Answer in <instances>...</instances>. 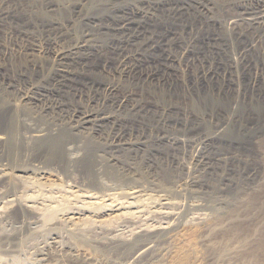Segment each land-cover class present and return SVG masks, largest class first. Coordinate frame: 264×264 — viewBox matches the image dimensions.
Returning <instances> with one entry per match:
<instances>
[{
  "label": "rangeland",
  "instance_id": "1",
  "mask_svg": "<svg viewBox=\"0 0 264 264\" xmlns=\"http://www.w3.org/2000/svg\"><path fill=\"white\" fill-rule=\"evenodd\" d=\"M78 1L89 2L0 1V134L9 136L0 141V264H181L180 259L183 264H264V24L257 0H204L212 7L205 16L197 8L202 0H102L120 8H85L81 15L67 8ZM175 4L181 11L171 19L168 12ZM127 6L153 15L156 24L132 16ZM90 16L109 17L104 21L109 32ZM128 16L136 22L132 31L113 30ZM56 19L63 34L52 35L58 49L87 34L102 44V53L80 52L73 64L52 61L47 41ZM136 26L153 34L154 49L145 50L143 39L131 37ZM167 26L182 36L184 47ZM169 52L178 63L166 62ZM121 59H129L135 70L125 75ZM36 61L40 68L32 66ZM57 65L83 73L84 101L78 103L68 92L58 97L65 102L59 106L57 98L41 90ZM99 81L117 84L116 99L129 93L128 104L118 108L98 101ZM78 105L90 113L104 109L110 119L74 117ZM4 171L8 177H2ZM132 186L146 197L129 204L137 219L100 224V218L86 215L82 193L112 192L120 199ZM163 198L183 204L172 209L178 211L175 216L153 214V208L171 207ZM72 210L88 216L87 222L65 223ZM160 223L164 227L137 232L140 225Z\"/></svg>",
  "mask_w": 264,
  "mask_h": 264
},
{
  "label": "bare ground",
  "instance_id": "2",
  "mask_svg": "<svg viewBox=\"0 0 264 264\" xmlns=\"http://www.w3.org/2000/svg\"><path fill=\"white\" fill-rule=\"evenodd\" d=\"M1 1V0H0ZM4 1V0H3ZM74 1V0H73ZM89 2H83V1H78V2H75V3H72L71 5H69V6H67V8H73V10L75 11V12H73V13H75V14H79V15H81V13L84 11V9L86 8V10L88 9V8H90V10L91 9H93V10H96V11H101V9H105L106 11H113V10H115L119 5H117L116 3H107V2H105V3H101V1L102 0H100L99 1V3L96 1V3L95 4H91L90 3V0H88ZM91 1H94L95 2V0H91ZM108 1H110V0H108ZM152 1V0H151ZM172 1V0H171ZM192 1V0H191ZM195 2H196V0H194ZM202 1H204V0H202ZM5 2H6V0H5ZM18 2V1H17ZM29 2V1H28ZM104 2V1H103ZM115 2V1H114ZM116 2H118V1H116ZM122 2V1H121ZM141 2V1H140ZM21 3V2H20ZM59 3V2H58ZM101 3V4H100ZM145 3V2H144ZM150 3V2H149ZM168 3V2H167ZM170 3V2H169ZM172 3V2H171ZM30 4V3H29ZM191 4V3H190ZM2 4H0V6H1ZM13 5V4H12ZM15 5H16V2H15ZM60 5V4H59ZM89 5V6H88ZM122 5V4H121ZM127 5V4H126ZM132 5V4H131ZM159 5V4H158ZM177 4H175V6L173 7V9H172V12L171 13H169L168 12V14L170 15V18L171 19H174L175 18V16H176V14L179 12V11H181L180 9H179V7H177L176 6ZM182 5V4H181ZM257 5H258V8H259V10H260V12H261V16H260V18H261V21H262V23L264 24V0H257ZM46 6H48V5H46ZM49 6H50V4H49ZM63 6V5H62ZM155 6V5H154ZM199 6V5H198ZM2 7V6H1ZM12 7V6H11ZM32 7V6H31ZM58 7V6H57ZM144 7V6H143ZM164 7V6H163ZM196 7V6H195ZM34 8V7H33ZM119 8H120V6H119ZM123 8V7H122ZM129 8V10L132 12V16H138V17H141L142 19H145V20H150V23L154 20L153 19V15H150L148 12H145L144 10H141V9H135V8H131L130 9V7H126V9H128ZM168 8V7H167ZM170 8H171V6H170ZM197 8H199V11L202 13V14H204V16L205 15H208L209 14V12H210V10H211V8L212 7H210V4L208 3V1H204V4H202V6L201 7H197ZM2 9V8H1ZM37 9V8H36ZM47 9V8H46ZM48 9H50V8H48ZM193 9V8H192ZM6 10H8V9H6ZM41 10V9H40ZM44 10V9H43ZM59 10V9H58ZM89 10V11H90ZM225 10V9H224ZM3 11V10H2ZM14 11V10H13ZM60 11V10H59ZM116 11V10H115ZM194 11V10H193ZM45 12H46V10H45ZM48 12V11H47ZM70 12V11H69ZM150 12V11H149ZM185 12H186V10H185ZM195 12V11H194ZM197 12V11H196ZM8 13H10V12H8ZM28 13V12H27ZM42 13H43V11H42ZM97 13V12H96ZM2 14V13H1ZM56 14V13H55ZM103 14V13H102ZM122 14V13H121ZM131 14V13H130ZM165 14V13H164ZM198 14V13H197ZM260 14V13H259ZM186 15V14H185ZM190 15V14H189ZM254 15V14H253ZM120 16V15H119ZM180 16V15H179ZM195 16V15H194ZM259 16V15H258ZM53 17V16H52ZM112 17V16H111ZM114 17V16H113ZM118 17V16H117ZM131 17V16H130ZM183 17H184V15H183ZM207 17V16H206ZM48 18V17H47ZM57 18V17H56ZM90 18L92 19V23L93 24H96L98 27H102V29H104L105 28V26L108 28V32H109V27L107 26V25H105L106 23L104 22V21H110V18L109 17H105V18H97V16H90ZM115 18V17H114ZM135 18V17H134ZM167 18V17H166ZM178 17H176L175 19H177ZM229 18V17H228ZM44 19V18H43ZM117 19H119V18H116V20ZM159 19V18H158ZM257 19V18H256ZM114 20V19H113ZM167 20V19H166ZM183 20V19H182ZM43 21V20H42ZM56 21L57 22H55V20H53L52 22H51V24H50V30H49V39H48V41H47V43L49 44V48H48V52L49 53H51V55H52V61H54V62H58V63H62V62H71V64H73V61L75 62V58H77V55H78V53H80V52H83L85 55L87 54H89V53H87V51L88 52H95L97 55L99 54V53H102V50H103V46H102V44L100 45L98 42H94V41H92L91 39L93 38H89V36H87V34H86V36L85 37H83V39H81L80 37H78L77 38V40L80 38L81 40H78V41H76V43L75 44H73V45H71L70 47H68V49H63V48H61V49H58L57 48V42H59V41H57L56 43L54 42V39H53V37H52V35L53 34H55V36L54 37H56V35H58V36H62L63 34H62V31L60 32V26H59V23H58V20L56 19ZM62 21V20H61ZM68 21V20H67ZM155 21L156 20H154V22L153 23H155ZM158 21V20H157ZM175 21V20H174ZM218 21V20H217ZM69 22V21H68ZM76 22V21H75ZM89 22V21H88ZM100 22H101V24H100ZM179 22V21H178ZM188 22V21H187ZM194 22V21H193ZM192 22V23H193ZM254 22H256V21H254ZM258 22V21H257ZM84 23H86V22H84ZM136 23V22H135ZM135 23H134V21L133 20H131L130 18H129V16L128 17H125V18H120V20L117 22V24L115 25V27L113 28V30H115V31H128V30H131V28L133 27V24L135 25ZM142 23V22H141ZM261 23V22H260ZM65 24V23H64ZM111 24V23H110ZM156 24V23H155ZM174 24H176V23H174ZM183 23H181V25H182ZM235 24V23H234ZM61 25V24H60ZM72 25V24H71ZM90 25V24H89ZM193 25V24H192ZM196 25V24H195ZM221 25V24H220ZM67 26V25H66ZM81 26V25H80ZM143 26V25H142ZM183 26V25H182ZM181 26V27H182ZM236 26V25H235ZM42 27V26H41ZM62 27V26H61ZM74 27V26H73ZM79 27V26H78ZM96 27V26H95ZM163 27V26H162ZM168 27V29H167V32L169 33V35L170 36H172L173 37V39H174V42L179 46V47H184L183 45L185 44V41L184 40H182L181 39V37H180V34H178L177 33V30H175V28H173V26L171 27V26H167ZM184 27V26H183ZM192 27V26H191ZM27 28V27H26ZM45 28V27H44ZM66 29H67V27H65ZM136 28H138L137 30H135V31H133V32H131L130 34L132 35H130L131 37H134V35H135V40L136 39H143L144 41H145V43L144 44H142L140 41V43L142 44V46H144V48H145V50H148V51H150V48L152 49L154 46H153V44L155 43V42H157L151 35H153V34H151V33H149V31H147V30H142V29H140L141 28V26H136ZM135 28V29H136ZM200 28V27H199ZM72 29V28H71ZM100 29V28H99ZM166 29V28H165ZM184 29V28H183ZM234 29V28H233ZM12 30V29H11ZM15 30V29H14ZM24 30V29H23ZM47 30V29H46ZM67 30H69V29H67ZM94 30V29H93ZM133 30V29H132ZM131 30V31H132ZM192 30H193V28H192ZM197 30H198V28H197ZM19 31H20V29H19ZM66 31V30H65ZM107 31V30H106ZM155 31V30H154ZM234 31V30H233ZM236 31H238V30H236ZM21 32V31H20ZM71 32V31H70ZM180 32V31H179ZM47 33V34H48ZM65 33H67V32H65ZM84 34H85V32H83ZM88 33V32H87ZM190 33V32H189ZM196 33H197V31H196ZM13 34V33H12ZM44 34V33H43ZM46 34V35H47ZM68 34V33H67ZM91 34V33H90ZM103 34V33H102ZM184 34V32L182 33V35ZM18 35H21V34H18ZM69 35V34H68ZM81 35V34H80ZM122 35V34H121ZM189 35H191V34H189ZM29 36V35H28ZM41 36H42V34H41ZM84 36V35H83ZM129 36V35H128ZM15 37V36H14ZM18 37V36H17ZM33 37V36H32ZM31 37V38H32ZM43 37V36H42ZM73 37L74 36H72V40H73ZM77 37V36H76ZM95 37V36H94ZM111 37V36H110ZM160 37V36H159ZM38 38V37H37ZM57 38V37H56ZM128 38V37H127ZM184 38V37H183ZM219 38V37H218ZM20 39V38H19ZM21 39H23V36H22V38ZM43 39V38H42ZM60 39V38H59ZM131 39V38H130ZM185 39V38H184ZM225 39V38H224ZM33 40V39H32ZM46 40H47V38H46ZM58 40V39H57ZM124 40V39H123ZM128 40V39H127ZM170 40H172V39H170ZM18 41V40H17ZM34 41V40H33ZM38 41V40H37ZM64 41V40H63ZM75 41V40H74ZM129 41V40H128ZM132 41V40H131ZM223 41V40H222ZM32 42V41H31ZM45 42V41H44ZM120 42V41H119ZM162 42V41H161ZM169 42V41H168ZM173 42V43H174ZM27 43V42H26ZM33 43V42H32ZM39 43V42H38ZM41 43H43L42 42V40H41ZM63 43H66V42H63ZM104 43V42H103ZM130 43V42H129ZM166 43H167V41H166ZM172 43V44H173ZM3 44V43H2ZM28 44V43H27ZM35 44V43H34ZM37 44V43H36ZM112 44V43H111ZM220 44V43H219ZM24 45V44H23ZM59 45H60V43H59ZM58 45V46H59ZM62 45V44H61ZM60 45V46H61ZM159 45V44H158ZM171 45V44H170ZM187 45V44H186ZM252 45V44H251ZM41 46V45H40ZM63 46V45H62ZM123 46H124V44H123ZM130 46V45H129ZM174 46V45H173ZM223 46V45H222ZM262 46V45H261ZM8 47V46H7ZM31 47H33V46H31ZM64 47V46H63ZM125 47H126V45H125ZM137 47H138V44H137ZM165 47H167V45H165ZM187 48H185L186 49V52H184L185 53V55L188 57V56H190V54H191V49H190V45H188V46H186ZM11 48V47H10ZM21 48V47H20ZM20 48H16V49H18V50H20ZM36 48V47H35ZM40 48H42V47H40ZM65 48V47H64ZM113 48H115V47H113ZM120 48V47H119ZM138 48H140L141 49V45H140V47H138ZM264 48V47H263ZM2 49V48H1ZM13 49H15V48H13ZM25 49V48H24ZM27 49V48H26ZM25 49V50H26ZM154 49V48H153ZM161 49V48H160ZM4 50V49H3ZM33 50V49H32ZM41 50V49H40ZM46 50H47V48H46ZM121 50V49H120ZM124 50V49H123ZM170 50V49H169ZM180 50V49H179ZM221 50V49H220ZM12 51H14V50H12ZM35 51V50H34ZM37 51V50H36ZM117 51H118V49H117ZM212 51V50H211ZM7 52V51H6ZM9 52V51H8ZM22 52V51H21ZM20 52V53H21ZM39 52H41V51H39ZM123 52V51H122ZM4 53V52H3ZM31 53H32V51H31ZM34 53V52H33ZM36 53V52H35ZM119 53V52H118ZM139 53V52H138ZM137 53V51L134 53V57L136 56V57H138V59H140L141 57H140V55ZM1 54V53H0ZM25 54V53H24ZM29 54V53H28ZM40 54V53H39ZM44 54V53H43ZM42 54V56H44ZM141 54V53H140ZM152 54H153V52H152ZM86 55V56H87ZM131 55H133V54H131ZM30 57V55H27V57ZM41 56V55H40ZM50 56V55H49ZM113 56V55H112ZM130 56V55H129ZM143 56V55H142ZM146 56V55H145ZM185 56V57H186ZM3 57V56H2ZM23 57H25V55L23 56ZM45 57H46V55H45ZM48 57V56H47ZM128 57V56H127ZM194 57V56H193ZM86 58V57H85ZM119 58V57H118ZM121 58V57H120ZM178 56H176V55H174V54H172V53H168L167 55H166V57H165V60H166V62H169L171 65H173L174 63H178ZM88 59H89V56H88ZM144 59V58H143ZM148 59V58H147ZM182 59V58H181ZM25 60H26V58H25ZM24 60V61H25ZM82 60V59H81ZM81 60H79V61H81ZM106 60V59H105ZM128 60L129 59H121V60H119L120 61V68L123 70V72H124V74L125 73H127V72H131L132 70H135V69H133V68H130L128 65ZM142 60V59H141ZM145 60V59H144ZM194 60V59H193ZM5 61H6V59H5ZM30 61H32V60H30ZM86 61H88V60H86ZM133 61V60H132ZM140 61V60H139ZM203 61V60H202ZM23 62V61H22ZM76 62H77V59H76ZM82 62V61H81ZM148 62V61H147ZM189 62V61H188ZM1 63V62H0ZM32 63V62H31ZM88 63V62H87ZM139 63V62H138ZM153 63V62H152ZM159 63V62H158ZM194 63V62H193ZM53 64V63H52ZM65 64V63H64ZM70 64V63H69ZM68 64V65H69ZM79 64V63H78ZM84 64V63H83ZM140 64H141V61H140ZM150 64V63H149ZM163 64V63H162ZM190 64V63H189ZM6 65V64H5ZM13 65V64H12ZM21 65H23V64H21ZM41 65H42V63H41ZM145 65V64H144ZM153 65V64H152ZM168 65V64H167ZM1 66H2V64H1ZM32 66L34 67V68H40V65L39 64H37V61L36 62H33L32 63ZM43 66H45V65H43ZM50 66V65H49ZM54 66V65H53ZM73 66V65H72ZM71 66V67H72ZM78 66H80V65H78ZM92 66V65H91ZM147 66V65H146ZM19 67H21L20 65H19ZM86 67V66H85ZM138 67V66H137ZM154 67V66H153ZM166 67V66H165ZM170 67V66H169ZM168 67V68H169ZM173 67V66H172ZM23 68V67H22ZM26 68H27V66H26ZM43 68V67H42ZM41 68V69H42ZM51 68H52V65H51ZM51 68H50V70H51ZM77 68H79V67H77ZM81 68V67H80ZM90 68V67H89ZM92 68V67H91ZM105 68V67H104ZM145 68V67H144ZM155 68H157V65H156V67ZM49 69V68H48ZM84 69V68H83ZM139 69V68H138ZM143 69V68H142ZM198 69V68H197ZM21 70H23V69H21ZM31 70V69H30ZM35 70V69H34ZM43 70V69H42ZM50 70H48V71H50ZM86 70V69H85ZM103 70H105V69H103ZM137 70V69H136ZM148 70V69H147ZM167 70V69H166ZM176 70V69H175ZM0 71H1V69H0ZM40 71V70H39ZM52 71V70H51ZM144 71H145V69H144ZM154 71H155V69H154ZM154 71H153V73H154ZM160 71V70H159ZM35 72V71H34ZM91 72V71H90ZM139 72H140V70H139ZM151 72V71H150ZM156 72H157V70H156ZM166 72V71H165ZM168 72H169V70H168ZM175 72V71H174ZM177 72V71H176ZM53 75L51 76V78H49V79H51V81L47 84V86H45V87H43L41 90H43L44 92H47V94L49 93L53 98H57V99H54V101L56 102L55 104H58L59 106H63V104H62V101L64 102V100L63 99H61V103H60V101L58 100V97H60V95H62L63 93H68L69 92V94H70V92L71 93H73V95L75 96V99H78V103H80L81 101H84L83 99H84V91H83V86H82V83L80 82V77L82 76V74L83 73H81L80 71H78V70H76L75 68H65L64 66H55L54 68H53ZM115 73H117V72H115ZM122 73V72H121ZM134 73V72H133ZM140 73H142V71L140 72ZM145 73V72H144ZM215 73V72H214ZM34 74V73H33ZM46 74H47V72H46ZM46 74H44V72H43V75H46ZM87 74V73H86ZM95 74V73H94ZM113 74V73H112ZM159 74V73H158ZM157 74V75H158ZM174 74V73H173ZM176 74V73H175ZM219 74V73H218ZM116 75V74H115ZM118 75V74H117ZM126 75V74H125ZM124 75V76H125ZM139 75V74H138ZM141 75V74H140ZM151 75H153V74H151ZM163 75V74H162ZM25 76V75H24ZM27 76V75H26ZM25 76V77H26ZM47 76V75H46ZM50 76V75H49ZM122 76H123V74H122ZM148 76V75H147ZM6 77V76H5ZM23 77V76H22ZM44 77V76H43ZM115 77V76H114ZM127 77V76H126ZM129 77V76H128ZM149 77V76H148ZM153 77H154V75H153ZM30 78V77H29ZM45 78V77H44ZM122 78V77H121ZM177 78H179L178 76H177ZM48 79V78H47ZM145 79V78H144ZM147 79V78H146ZM152 79V78H151ZM11 80V79H10ZM43 80V79H42ZM45 80V79H44ZM83 80V79H82ZM130 80V79H129ZM134 80V79H133ZM139 80H140V78H139ZM138 80V81H139ZM158 80V79H157ZM201 80V79H200ZM12 81V80H11ZM75 81V82H74ZM123 81V80H122ZM152 81V80H151ZM38 82H40V81H38ZM37 82V83H38ZM10 83V82H9ZM33 83V82H32ZM42 83V82H41ZM47 83V82H46ZM84 83V82H83ZM88 83V82H87ZM85 84V83H84ZM33 85V84H32ZM32 85H31V87H32ZM11 86V85H10ZM27 86V85H26ZM40 86V85H39ZM97 86H98V88L100 89V90H98L97 88H96V96H97V100L98 101H102L103 103H109V102H111L112 101V104L113 105H115V107H118V108H120V107H122L123 105H126V104H128V102H129V99H130V95H129V93L128 94H124V96L122 97V99L121 98H118V99H116L117 98V96H118V93H119V88H118V86H117V84H114V83H100V81H99V84H97ZM8 87V86H7ZM41 87V86H40ZM85 88H87L86 86H84ZM36 88V87H35ZM23 90V89H22ZM28 90V92H30L29 91V89H27ZM89 90H92V89H89ZM88 90V91H89ZM21 91V90H20ZM24 91V90H23ZM35 91V90H34ZM39 91V90H38ZM132 91V90H131ZM40 92V91H39ZM91 92V91H90ZM34 93V92H33ZM89 95H90V93L89 92H87ZM123 93V92H122ZM125 93V92H124ZM21 94H22V91H21ZM24 94V93H23ZM131 94V93H130ZM25 95H27V92H26V94ZM30 95V94H29ZM88 95V96H89ZM123 95V94H122ZM28 96V95H27ZM33 96V95H32ZM49 96V95H48ZM87 96V97H88ZM91 96V95H90ZM93 96V95H92ZM120 96V95H119ZM36 97V96H35ZM50 97V96H49ZM22 98V97H21ZM33 98V97H32ZM38 98V97H37ZM48 98V97H47ZM67 98V97H66ZM133 98V97H132ZM136 98V97H135ZM27 99V98H26ZM50 99V98H49ZM48 99V100H49ZM85 99H87V98H85ZM116 99V100H115ZM23 100V99H22ZM47 100V101H48ZM66 100V99H65ZM68 100V99H67ZM66 100V101H67ZM26 101V100H25ZM34 101V100H33ZM33 101H32V103H33ZM46 101V100H45ZM69 101H71V100H69ZM72 102V101H71ZM88 102V101H87ZM90 102H92V103H95L96 102V100H92V101H90ZM24 103V102H23ZM28 103V102H27ZM31 103V102H30ZM31 103V104H32ZM47 103V102H46ZM52 103V102H51ZM89 103V102H88ZM98 103V102H97ZM133 103V102H132ZM30 104V105H31ZM36 104V103H35ZM43 104V103H42ZM64 104H65V102H64ZM72 104V103H71ZM96 104V103H95ZM95 104H94V107H95ZM38 105V104H37ZM83 105H84V103H83ZM32 106V105H31ZM56 106V105H55ZM86 106V105H85ZM146 106V105H145ZM47 107V106H46ZM52 107V106H51ZM64 107V106H63ZM81 107L82 106H80V105H78V106H75V108L73 109V116L74 117H81L82 119H85V120H87V121H90V120H94V118H101V117H103V118H105V119H110V115H109V117L106 115V113L104 112L105 110L103 109V110H101L100 109V112H98V111H96V112H92L91 111V113L90 112H86V111H84V110H82L81 109ZM92 107V106H91ZM133 107V106H132ZM137 106H135V108H136ZM53 108V107H52ZM88 108V107H87ZM86 108V109H87ZM124 108H125V106H124ZM140 108V107H139ZM54 109V108H53ZM110 109V108H109ZM133 109V108H132ZM131 109V110H132ZM90 110V109H89ZM111 110V109H110ZM129 110H130V108H129ZM64 111V110H63ZM140 111V110H139ZM135 112V111H134ZM71 118V117H70ZM78 119V118H77ZM121 119V118H120ZM79 120V119H78ZM97 121H98V119H96ZM103 120V119H102ZM82 121H84V120H82ZM100 121V120H99ZM76 122V121H75ZM133 122V121H132ZM84 123V122H83ZM85 123H87V122H85ZM92 123V122H91ZM114 123V122H113ZM69 124H70V122H69ZM82 124V123H81ZM72 126V125H71ZM81 126V125H80ZM82 128V127H81ZM78 129H80V127L78 128ZM73 130H75V129H73ZM41 131H42V129H41ZM117 131V130H116ZM4 132H6V131H4ZM7 133V132H6ZM36 133V132H35ZM34 133V134H35ZM39 133V132H38ZM41 133V132H40ZM42 133H45V132H42ZM42 133H41V135H42ZM116 133V132H115ZM118 133V132H117ZM4 134V133H3ZM3 134H0V141H4V140H6L9 136H7V135H3ZM8 134V133H7ZM36 135V134H35ZM35 135H33V137L35 136ZM37 136H40L39 134L37 135ZM117 137V136H116ZM32 138V137H31ZM112 139V138H111ZM115 140V139H114ZM126 141V140H125ZM119 143V142H118ZM68 151V150H67ZM23 168V170L25 169L24 167H22ZM21 168V169H22ZM1 171H2V169H1ZM25 171V170H24ZM47 171V170H46ZM29 172V171H28ZM27 173V172H26ZM23 174V173H22ZM37 174V173H36ZM2 177H8V172H3L2 174ZM17 175H19V174H17ZM16 175V176H17ZM43 176V175H42ZM41 176V177H42ZM44 176H46V175H44ZM22 176H20V178H21ZM23 177H24V175H23ZM49 177V176H48ZM1 178V177H0ZM10 178V177H9ZM44 178V177H43ZM46 178V177H45ZM1 180V179H0ZM44 182V181H43ZM41 184H42V182H41ZM56 186V185H55ZM104 194V193H103ZM115 194H117V193H115ZM114 193H112V192H108V193H106V194H104V195H102V194H100V193H96V191L95 192H92V191H89V190H87L86 192H84V193H82L81 194V198L83 199V203H86L85 204V206H86V208H85V206H83V208H85V209H87V211L86 212H88L89 214H86V215H94V216H96L97 218H100L99 220H100V224H105L106 222H108L109 223V221H113V220H115V219H117V218H123L124 219V217H127V218H131V219H134V218H136L137 216H139L137 213H136V211H131V210H129V207H130V205H131V200H138V201H140L141 199H143L144 200V198H146V197H144L142 194V192H140V190L138 189V187L136 188V186H132V187H130V188H128V189H126L119 197H121V198H123V199H118V197H116L117 195H115ZM142 196H143V198H142ZM161 199V198H160ZM164 199L165 198H163V200H162V202L164 201ZM15 200V199H14ZM158 200V199H157ZM168 199L166 198V201H164V203L163 204H168V205H171V210H170V208L169 209H167V210H159V209H152L153 210V214L155 213V214H157V216L159 215V217L161 216L162 218L163 217H168V218H171V217H173V216H175L177 213H178V211H175L177 208H182V206H183V204L182 203H180V202H176V201H172V200H169V201H167ZM137 201V202H138ZM145 201V200H144ZM161 201V200H160ZM12 202H14L13 200H12ZM137 202H132V203H137ZM11 203V202H10ZM143 204H145V202H142ZM161 203V202H160ZM130 204V205H129ZM134 204V205H135ZM138 204V203H137ZM136 204V205H137ZM142 204V205H143ZM84 205V204H83ZM134 205H132V206H134ZM139 205H141V204H139ZM138 205V206H139ZM160 205H162V203L160 204ZM65 206H66V204H65ZM131 206V207H132ZM137 206V207H138ZM150 206V205H149ZM148 206V208H150ZM172 206H173V208H172ZM194 205H191V207H193ZM140 207V206H139ZM139 207L137 208V210L139 209ZM144 207H146L145 205H144ZM164 207H165V205H164ZM169 207V206H168ZM161 208V207H160ZM166 208V207H165ZM176 208V209H175ZM140 209H141V207H140ZM143 209V208H142ZM146 209V208H145ZM172 209H175V210H172ZM80 210V209H79ZM79 210H78V212H79ZM73 211V213H69L68 212V214H66V216H65V220H67L65 223H70L71 224V226H77V225H80V223L82 222V221H86L87 222V218H88V216L87 217H82L81 216V214H82V212H81V214L80 213H77V212H75L74 210H72ZM139 211V210H138ZM180 211V210H179ZM142 212V210L140 211V213ZM143 212H144V210H143ZM147 212V211H146ZM149 212H150V210H149ZM79 214V215H78ZM109 216V218L108 219H104L103 217L104 216ZM137 215V216H136ZM142 215V214H141ZM63 216V215H62ZM105 216V217H106ZM129 216V217H128ZM136 216V217H135ZM101 218H103V219H101ZM96 219V218H95ZM137 219V218H136ZM198 219H200L199 217H194L193 218V220H198ZM61 220H64V219H61ZM89 220V219H88ZM201 221V220H200ZM82 224V223H81ZM99 224V223H98ZM107 224V223H106ZM82 226V225H81ZM162 227H164L163 226V224L161 225V223H160V225H155V226H151V228H149V227H147V226H139V227H137L138 229H137V232H141V233H147V231H151V230H156V229H160V228H162ZM194 247V246H193ZM185 253V252H184ZM178 254H180V253H178ZM178 254H176L177 256H178ZM182 254V253H181ZM184 255V254H183ZM181 257V256H180ZM178 259V258H177ZM177 259H176V262H177ZM183 259H180L179 260V263H181V264H183V261H182Z\"/></svg>",
  "mask_w": 264,
  "mask_h": 264
}]
</instances>
